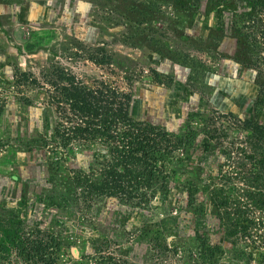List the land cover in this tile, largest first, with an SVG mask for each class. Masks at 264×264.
<instances>
[{
	"label": "trees",
	"instance_id": "16d2710c",
	"mask_svg": "<svg viewBox=\"0 0 264 264\" xmlns=\"http://www.w3.org/2000/svg\"><path fill=\"white\" fill-rule=\"evenodd\" d=\"M202 1L172 0L187 9H198ZM204 2L205 12L221 17L226 49L258 78L252 103L264 107V0ZM21 77L29 85L46 89L47 101L34 106L14 97L21 127L14 131L0 122V145L15 159L29 163L33 185L27 190L36 199L34 204L41 198L42 202L35 206L39 215L34 227L27 207L0 206V264L13 259L24 264H58L56 252L64 246L61 227L66 229L68 223L79 234L99 235L90 255L101 264H120L111 250L120 245L117 232L126 233L127 228L125 224V228L114 227L111 238L101 234L94 218L96 208H102L99 218L104 220L107 207L121 215L141 216L158 205L181 212L190 235L188 245H180L164 234L165 229L160 230V224L154 230V225L137 221L138 232L154 243V247L140 246L154 249L156 255L172 253L180 264H223L227 244L233 249L230 264H264L261 121L236 120V128L245 133L236 146L227 142L225 126L214 114L184 121L178 133L137 116L132 112L135 85L130 92L104 82L88 85L58 68L43 76L42 84L25 79V73ZM3 111L0 106V116ZM201 138L211 145L210 153L200 145ZM86 148L99 155L81 154ZM212 153L231 157L213 167ZM174 219L178 217L165 222L167 229L179 230L177 223L172 227ZM55 227L60 231H54ZM210 233L218 234L221 242L212 243Z\"/></svg>",
	"mask_w": 264,
	"mask_h": 264
},
{
	"label": "rangeland",
	"instance_id": "374dc122",
	"mask_svg": "<svg viewBox=\"0 0 264 264\" xmlns=\"http://www.w3.org/2000/svg\"><path fill=\"white\" fill-rule=\"evenodd\" d=\"M204 3L198 9H187L172 0H0V106L4 107L0 122L11 125L14 131L21 127L14 97L34 106L47 101L46 89L24 82L23 73L25 79L42 84V77L58 68L88 85L104 82L122 92H130L129 87L135 85L132 112L174 133L188 119L214 114L225 126L230 137L227 142L238 146L245 133L236 128V120L248 117L264 125V107L252 103L258 78L226 49L221 17L205 12ZM199 140L211 152V145L203 138ZM0 146V206L27 207L31 211L28 221L34 227L39 215L36 205L42 198L34 204L36 199L28 193L33 185L30 165ZM80 153L99 155L93 148ZM230 157L212 153L209 161L216 167ZM96 209L94 218L101 234L111 238L118 226L126 227L132 235L117 232L121 242L111 251L120 264H180L172 253L156 255L154 249L149 251L146 245L154 243L138 232L137 221L154 225V230L160 224L169 239L187 246L190 233L181 212L158 205L142 212V217L133 213L122 216L107 207L103 220L99 218L102 208ZM173 217L178 219L172 227L177 223L179 230L165 226ZM61 234L64 246L56 252L58 264H101L90 255L99 235L79 234L69 223L66 229L61 227ZM209 239L221 242L216 233H210ZM223 249L221 263L230 264L233 249L227 244ZM75 250L77 254H73ZM8 264L24 263L13 259Z\"/></svg>",
	"mask_w": 264,
	"mask_h": 264
}]
</instances>
